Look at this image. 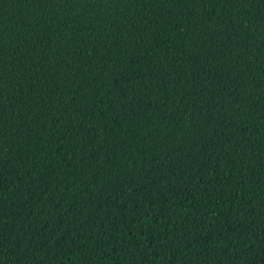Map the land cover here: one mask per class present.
<instances>
[{
  "label": "trees",
  "instance_id": "16d2710c",
  "mask_svg": "<svg viewBox=\"0 0 264 264\" xmlns=\"http://www.w3.org/2000/svg\"><path fill=\"white\" fill-rule=\"evenodd\" d=\"M1 264H264V0H0Z\"/></svg>",
  "mask_w": 264,
  "mask_h": 264
},
{
  "label": "water",
  "instance_id": "95a60500",
  "mask_svg": "<svg viewBox=\"0 0 264 264\" xmlns=\"http://www.w3.org/2000/svg\"><path fill=\"white\" fill-rule=\"evenodd\" d=\"M1 264V263H0Z\"/></svg>",
  "mask_w": 264,
  "mask_h": 264
}]
</instances>
